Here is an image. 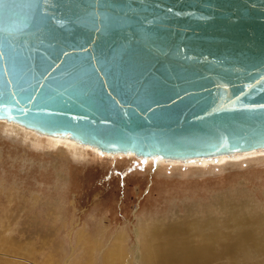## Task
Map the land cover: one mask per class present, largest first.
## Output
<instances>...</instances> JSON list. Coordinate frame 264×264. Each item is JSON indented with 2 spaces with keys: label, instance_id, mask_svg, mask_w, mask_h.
Here are the masks:
<instances>
[{
  "label": "water",
  "instance_id": "1",
  "mask_svg": "<svg viewBox=\"0 0 264 264\" xmlns=\"http://www.w3.org/2000/svg\"><path fill=\"white\" fill-rule=\"evenodd\" d=\"M6 118L144 159L264 149V0H0Z\"/></svg>",
  "mask_w": 264,
  "mask_h": 264
},
{
  "label": "rangeland",
  "instance_id": "2",
  "mask_svg": "<svg viewBox=\"0 0 264 264\" xmlns=\"http://www.w3.org/2000/svg\"><path fill=\"white\" fill-rule=\"evenodd\" d=\"M13 128L0 122V264H264V149L144 159Z\"/></svg>",
  "mask_w": 264,
  "mask_h": 264
},
{
  "label": "bare ground",
  "instance_id": "3",
  "mask_svg": "<svg viewBox=\"0 0 264 264\" xmlns=\"http://www.w3.org/2000/svg\"><path fill=\"white\" fill-rule=\"evenodd\" d=\"M0 122H3V123H6V125H11V126H14V127H17V128H13L14 129V131H15V129H17V130H19V131H21V130H23L24 132H27V133H32V134H36V135H39L40 137H49V138H63V139H67V140H69V139H71L70 137H67V138H64L62 135H49V136H47V135H45V134H41L39 131H37V130H35V129H28V128H26L25 126H23V125H21L20 123H18V122H15V121H13V120H10V119H0ZM55 140V139H54ZM74 140V139H73ZM59 141H60V139H59ZM78 143H80L79 141H77ZM81 144V143H80ZM82 145H84V144H82ZM84 146H86V147H89V146H87V145H84ZM94 149V148H93ZM260 151H262V150H257V151H253V152H248V153H254V152H260ZM248 153H243V154H238V155H244V154H248ZM106 154V153H105ZM222 157H224V156H222ZM233 157V156H232ZM207 161V160H209V159H201V160H198V161H192V162H200V161ZM211 225V224H210ZM208 226V225H207ZM204 228V227H203ZM197 229L199 230V235H200V237H203L202 235L203 234H205V236L208 234V233H205V231L203 230V229H201V227L200 226H198L197 227ZM205 229H207V228H205ZM209 230V229H208ZM211 230V229H210ZM249 233V232H248ZM224 234H222V236H223ZM242 236V235H241ZM244 236V235H243ZM247 237V234H245V236H244V238H246ZM152 239H154V238H152ZM248 243H249V241H247ZM247 245V244H246ZM169 246V245H168ZM203 247H205V246H203ZM202 247V248H203ZM207 247H209V246H207ZM150 248H152V247H150ZM168 248V247H167ZM167 248H166V250H167ZM171 248H172V246H171ZM171 248H169V249H171ZM210 248V247H209ZM208 248V249H209ZM168 249V250H169ZM197 249H198V247H197ZM171 252V251H170ZM177 252V251H176ZM154 253V252H153ZM159 253V252H158ZM174 253H175V251H174ZM195 253H196V251H195ZM167 254V253H166ZM149 255V254H148ZM152 255V254H151ZM162 255H163V252H162ZM164 256V255H163ZM167 256V255H166ZM192 256V255H191ZM152 257V256H151ZM150 257V258H151ZM154 257V256H153ZM190 258V257H189ZM196 258V257H195ZM155 259V258H154ZM192 259V258H191ZM244 259V258H243ZM120 260V259H119ZM171 260V259H170ZM152 262V261H151Z\"/></svg>",
  "mask_w": 264,
  "mask_h": 264
},
{
  "label": "snow or ice",
  "instance_id": "4",
  "mask_svg": "<svg viewBox=\"0 0 264 264\" xmlns=\"http://www.w3.org/2000/svg\"><path fill=\"white\" fill-rule=\"evenodd\" d=\"M255 145H250V147H254ZM147 161H141V163H146Z\"/></svg>",
  "mask_w": 264,
  "mask_h": 264
}]
</instances>
